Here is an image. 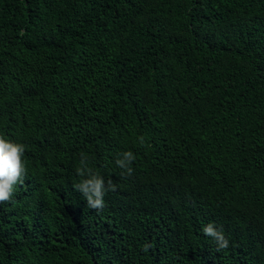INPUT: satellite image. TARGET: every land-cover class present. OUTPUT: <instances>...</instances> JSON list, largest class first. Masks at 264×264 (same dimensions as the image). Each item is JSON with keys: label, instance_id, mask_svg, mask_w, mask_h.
Wrapping results in <instances>:
<instances>
[{"label": "trees", "instance_id": "16d2710c", "mask_svg": "<svg viewBox=\"0 0 264 264\" xmlns=\"http://www.w3.org/2000/svg\"><path fill=\"white\" fill-rule=\"evenodd\" d=\"M0 135V264H264V0H0Z\"/></svg>", "mask_w": 264, "mask_h": 264}, {"label": "clouds", "instance_id": "9594fccd", "mask_svg": "<svg viewBox=\"0 0 264 264\" xmlns=\"http://www.w3.org/2000/svg\"><path fill=\"white\" fill-rule=\"evenodd\" d=\"M140 143L144 144V138H140ZM25 152V145L13 142L0 135V203L11 200L15 186L23 183L24 176L27 172L26 164L23 161ZM135 159L131 151L122 153V158L116 160V164L127 170L128 175L132 174L133 169L130 164ZM81 167L77 168V173L81 177H87L81 180L80 183L75 184L77 191L82 193L86 198L87 206L92 209L100 210L104 205V195L107 191H115L116 185L109 180L107 186L104 179L93 172L87 166L86 157L82 156ZM206 236L215 239L217 243V250L226 249L229 246V241L225 238L222 230H217L213 223H209L202 229ZM150 245H145L147 251Z\"/></svg>", "mask_w": 264, "mask_h": 264}]
</instances>
